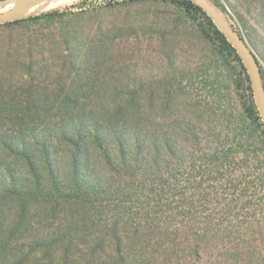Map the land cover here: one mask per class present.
Here are the masks:
<instances>
[{
  "label": "trees",
  "instance_id": "1",
  "mask_svg": "<svg viewBox=\"0 0 264 264\" xmlns=\"http://www.w3.org/2000/svg\"><path fill=\"white\" fill-rule=\"evenodd\" d=\"M166 1L212 45L236 101L230 110L253 130L229 128L234 118L216 103L226 135L186 121L153 139L132 92L87 91L102 83L95 74L67 79L82 68L69 36L47 50L46 39L28 33L63 12L0 24V264H251L239 231L243 147H264V126L245 70L211 20L189 1ZM219 180V192L235 197H223L216 220ZM228 216L240 223L229 232Z\"/></svg>",
  "mask_w": 264,
  "mask_h": 264
},
{
  "label": "rangeland",
  "instance_id": "2",
  "mask_svg": "<svg viewBox=\"0 0 264 264\" xmlns=\"http://www.w3.org/2000/svg\"><path fill=\"white\" fill-rule=\"evenodd\" d=\"M13 1L0 0V12H4ZM81 1L86 2L79 5ZM209 2L241 35L264 73V2ZM52 11L64 15L55 16L48 22L40 19L32 26L34 32L28 33L36 39H46L47 50H51L50 41L56 46L63 36H69L76 68H82L71 72L67 79L71 80L77 74L84 75V78L95 74L102 83L86 87L87 91L132 92L135 106L147 111L145 120L150 125L153 139L158 136L160 128L168 137L176 124L186 121L210 129L219 127L226 135L227 130L222 129L221 110L235 120L233 123L231 119L229 128L238 126L245 132L253 130L246 122L237 123L239 119L230 110L236 101L231 89L223 87L226 77L220 59L180 8L166 0H76L57 9L39 10L35 15ZM63 49L61 47L54 57L59 59L60 53H67ZM68 90L70 87L66 86L65 91ZM216 103L221 105V110H216ZM236 107L235 111L239 110L238 105ZM197 135L201 137V131ZM229 146L234 144L229 143ZM256 147L253 151L243 147L245 233L239 231L245 236L246 260L251 264H264V147L260 144ZM222 182L215 183L218 192L223 189L218 188ZM219 193L212 205L216 220L223 218L219 210L225 201L223 197L227 195L226 200L235 197L231 192H226L225 196ZM228 224L227 232L230 226L240 223L228 216Z\"/></svg>",
  "mask_w": 264,
  "mask_h": 264
},
{
  "label": "water",
  "instance_id": "3",
  "mask_svg": "<svg viewBox=\"0 0 264 264\" xmlns=\"http://www.w3.org/2000/svg\"><path fill=\"white\" fill-rule=\"evenodd\" d=\"M52 0H14L12 7L0 12V24L20 21L35 15L40 9L29 12L40 4H48ZM198 7L212 22L214 27L223 36L225 41L233 49L235 55L242 64L251 89L254 105L264 126V84L261 67L257 57L249 48L241 35L231 24L216 10L209 0H186Z\"/></svg>",
  "mask_w": 264,
  "mask_h": 264
}]
</instances>
